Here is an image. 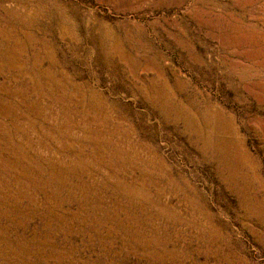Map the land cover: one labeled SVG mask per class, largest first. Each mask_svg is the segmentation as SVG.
<instances>
[{"label":"rangeland","instance_id":"rangeland-1","mask_svg":"<svg viewBox=\"0 0 264 264\" xmlns=\"http://www.w3.org/2000/svg\"><path fill=\"white\" fill-rule=\"evenodd\" d=\"M0 264H264V0H0Z\"/></svg>","mask_w":264,"mask_h":264}]
</instances>
